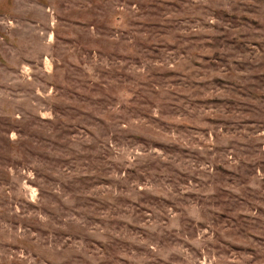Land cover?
<instances>
[{
  "label": "rangeland",
  "instance_id": "rangeland-1",
  "mask_svg": "<svg viewBox=\"0 0 264 264\" xmlns=\"http://www.w3.org/2000/svg\"><path fill=\"white\" fill-rule=\"evenodd\" d=\"M0 264H264V0H0Z\"/></svg>",
  "mask_w": 264,
  "mask_h": 264
}]
</instances>
